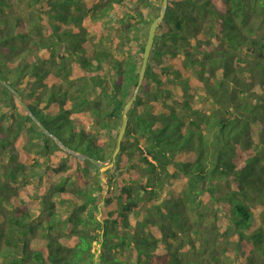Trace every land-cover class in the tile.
<instances>
[{
	"label": "trees",
	"instance_id": "obj_1",
	"mask_svg": "<svg viewBox=\"0 0 264 264\" xmlns=\"http://www.w3.org/2000/svg\"><path fill=\"white\" fill-rule=\"evenodd\" d=\"M161 2L0 0V264H264V0H168L111 168L55 141L110 156Z\"/></svg>",
	"mask_w": 264,
	"mask_h": 264
},
{
	"label": "water",
	"instance_id": "obj_2",
	"mask_svg": "<svg viewBox=\"0 0 264 264\" xmlns=\"http://www.w3.org/2000/svg\"><path fill=\"white\" fill-rule=\"evenodd\" d=\"M168 4V0H162L161 5H160V10H159V14L152 20V22L149 25V29H148V33H147V38L145 41V45H144V49H143V53H142V60H141V64H140V69H139V77H138V82L135 86V88L133 89V94L130 97V99L125 103L124 107H123V111H122V115H121V122H120V126L118 129V133H117V137L115 140V144H114V148L110 154V156L108 158H106V160L104 161H100L98 159L95 158H91L88 157L86 155L74 152L72 150H70L69 148L65 147V145H62V143L55 138V141L63 148L65 149L67 152L77 156L78 158H81L83 160L85 159H89L94 165H96V167L102 171L105 172L107 169L111 168L114 165V161L116 159V156L118 154V152L120 151V147H121V142L122 139L124 137L125 131H126V127H127V123H128V116L127 113L129 112V109L131 108L137 92L139 89V86L143 80L145 71H146V66L148 63V59L150 56V52L153 46V42H154V38H155V33H156V29L157 27L160 25V23L162 22L164 16H165V12H166V8ZM2 84H4V86H6L8 89H10V91L17 97L19 103L21 104V106L24 108V110L34 119L36 120V118L31 114V112L29 111L27 105L22 101L20 94L18 93V91H16L15 89L11 88L7 83L2 82ZM42 130L48 134L51 135L44 127H41Z\"/></svg>",
	"mask_w": 264,
	"mask_h": 264
},
{
	"label": "rangeland",
	"instance_id": "obj_3",
	"mask_svg": "<svg viewBox=\"0 0 264 264\" xmlns=\"http://www.w3.org/2000/svg\"><path fill=\"white\" fill-rule=\"evenodd\" d=\"M139 7L138 6H134L133 9L136 10L138 9ZM143 12L146 11V9L144 8H140ZM96 37H94L95 39ZM101 138H99L100 140ZM99 172H102L99 170ZM181 182L180 181H176V184L175 186L177 185L178 187L181 186L180 184ZM53 185H54V181L50 180V179H47V178H44L42 183H41V189L40 191H42L43 193H46L48 194L49 196H51L52 200L56 203V207L58 209L59 212L63 213V211L66 209V206L64 203L62 204L59 199H57L56 195L53 194ZM76 186V184H69L67 186V188H72ZM39 201L35 200L31 205H30V208L31 210L33 211L34 214H38V206H39ZM94 248H99V246H94Z\"/></svg>",
	"mask_w": 264,
	"mask_h": 264
}]
</instances>
